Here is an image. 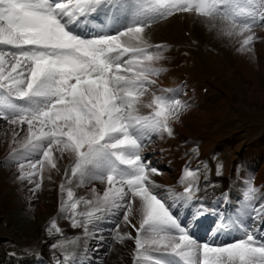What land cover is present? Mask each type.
<instances>
[{
    "label": "snow or ice",
    "instance_id": "obj_1",
    "mask_svg": "<svg viewBox=\"0 0 264 264\" xmlns=\"http://www.w3.org/2000/svg\"><path fill=\"white\" fill-rule=\"evenodd\" d=\"M128 4L129 0H0V45L8 46L7 51L0 50V119L26 124L24 147L30 152L42 150L48 163L56 145L75 156L73 172L80 170L83 175L89 166L113 165L103 176L93 177L104 180L106 175L110 186L96 210L121 207L119 198L125 201L126 223L131 213L139 212L138 257L151 264H176L169 257H179L183 264H264V203L254 210L252 225H237L240 238L201 243L171 214L177 203L169 204L153 191L150 175L158 169L141 156V142L150 133L173 135L169 121L180 119L185 109L181 100L153 95L146 105L151 113L139 114L141 97L157 85L154 77L161 71L155 66L161 55L144 46L149 24L176 12H195L219 21L222 34L242 36V45H248L254 39L253 27L264 25V0H156L148 9L153 15L142 19V12L131 11L127 23L113 33L76 31L92 14H110ZM113 162L131 169V174L118 171ZM29 163L35 169L41 160ZM185 179L182 207L197 199L195 173L186 171ZM117 183L119 188L111 187ZM255 191L249 187L247 195ZM68 196L72 197L71 191ZM71 207L75 212L76 204ZM190 209H195L194 216L208 211L194 203ZM87 216L86 231L92 213ZM80 226L72 220L73 228ZM230 226L221 223L213 231ZM149 252L160 255H145Z\"/></svg>",
    "mask_w": 264,
    "mask_h": 264
},
{
    "label": "bare ground",
    "instance_id": "obj_2",
    "mask_svg": "<svg viewBox=\"0 0 264 264\" xmlns=\"http://www.w3.org/2000/svg\"><path fill=\"white\" fill-rule=\"evenodd\" d=\"M195 17L197 16L192 15L190 13L174 15L168 20L159 23L160 25L156 24L147 29H144L146 31V32L144 31L145 40L146 42L148 41L151 43L163 41V46L160 47L161 51H158V52L165 53L164 55L172 54L175 52L179 53L180 51H183L184 45H187L189 42L190 44L191 42H195L199 46V48H201V46L198 43L200 35L196 34L197 32L193 30L194 27L198 28V24H199L198 22L201 19H198V18L195 19ZM203 19L210 20V18H203ZM193 25L194 27H192ZM205 26H206L205 23H201L199 26L200 30L204 31ZM187 27L189 29L188 30L189 36L185 35L186 30L184 29H187ZM191 29L193 30L194 35L190 37ZM164 30L166 34L168 33L169 30L173 32L174 33L173 39L171 38V32L165 35ZM182 33L184 34V36ZM258 35L264 36L263 32L259 33ZM186 37H188L189 39H187ZM202 40L204 39L202 38ZM232 44L234 45L236 43L232 42ZM245 52H246V49L243 48L239 53L243 55H247ZM239 53H237L239 55L237 59L241 57ZM167 60L168 58L166 56V57H162L159 61H156L157 64L163 63L165 65V70L159 76V79H158L160 83L165 84V85L166 84L169 85L170 83H172L171 82V80L173 79L172 77L176 76V74L180 70L179 64H178L179 61L177 62L176 60H172L171 58L170 60L172 61H167ZM252 60L253 59L245 58L243 62L239 61V65L242 68V71L244 73V75L243 74L242 75L243 76L247 75L251 79L252 83L258 86L259 88L258 93L261 97H263L264 96V93H263L264 77L261 76V74H264V71H261V69L256 70L255 67L253 66ZM227 72H229L228 73V76H229L232 71H227ZM189 83L190 82L188 81V84ZM200 100H203V96L200 93V91L199 92L196 91L195 97L193 98L192 103L196 102L198 106L197 107L192 106V108H194V111L190 112V114L192 113L195 114L197 111H199V109L201 111L202 108L200 107H202L203 105L202 106L200 105L199 103ZM141 101L142 103L140 105V109H142L143 112L151 111V109L146 107V105L150 103V100H148L146 97H141ZM202 102L204 106L210 105L209 102H205V101H202ZM204 111H202V115L205 117L207 113H205ZM194 114L192 115L194 116ZM183 115L184 113L181 115V117ZM172 121L173 120H170V122ZM209 124H210L209 127L206 126V128L202 129L200 133H197L199 136L191 135L187 133V134H184L183 136H178L177 138L178 140L181 141V140H186L189 135L194 136V139L196 138V140H198V143H199V147H198L199 153L201 157H204L210 152V150L213 148L216 141L220 139L219 134L215 132L214 130L215 128H217L216 126H214V121L210 119ZM176 125L177 124H175V126ZM24 126L25 127L22 129V131H25L24 133H21V131H18V129L23 127L19 124H17V127L9 123L5 126H2V125L0 126V157L4 158L3 168H2V165H0V202L7 203L8 208L14 211L10 219H11V224L15 222L17 227H19V230L17 231L18 232L19 231L20 232L29 231L32 234L33 239H31L29 243H25V240H28L26 239L27 237L25 235L26 233L24 234L22 232L21 236L17 235V237H14L12 235L13 230H11V235H10V230L8 229L9 225L7 226L6 230L3 232L2 235L6 239H11L15 243V245H19L20 247H23V246L26 247V246L32 245V241H33L35 242V246L40 247L44 254H49L48 248H49V245L53 241V237H54L53 234L56 233L55 231L59 227L61 231L65 232L64 233L65 235H69V236L67 240L65 239L58 240L57 245L53 247L58 252L62 248L69 251L70 244L68 242L72 243L71 238L73 237L74 243H75L73 244V247H74L73 249L77 251H84L87 254V257L89 258V260L93 262H97V264H131V255L134 249L133 242L137 235L135 234L136 232L135 230L133 231V230L127 229L126 227H120V226L117 227V225L120 222H118L115 228H113L112 231L109 233H100L96 229H93L92 224L90 223L87 224V231H86L84 227L85 222L83 221H79L81 225L80 227H76V228L72 227V220L77 217V214L73 216V214L76 212L74 213L72 212L73 209L71 210L72 208L71 205L75 203L76 206H82L83 199L85 198H91L92 201L94 202H98L102 200L104 192L110 187L107 183V179L101 183L90 181L89 180L90 178L88 177L89 176L88 172H85L83 176H79V177L76 175L71 176L72 170H70L71 168L68 167L67 163H70L73 160L74 155H69V153L67 152L68 157H66V155H64L60 150L55 149V148L50 150L52 153L51 155L52 163H48V159L44 158L43 156L41 159V167L40 165H37L36 168L34 169L32 168L29 162L28 163L25 162L23 163V166H24L23 173L21 172L19 173V175H17V177H15L16 174H18L19 172L18 169H21L20 164H16L14 166L15 161H24L25 158L27 157V155L21 152L26 149L24 147V144L26 143V139L28 136V132H27L28 126L26 124ZM174 138L175 136L172 135V138L158 141L156 147L159 151L158 156L165 158L169 166H173L179 170L180 165L184 162V160L182 162L176 161L175 158L177 157V155H183L186 152V149L185 147H182L179 145L178 146L181 148L177 147V149H175L176 146L175 148L174 147L172 148V145H174L173 143L175 142ZM205 140L209 141L210 144L208 145V142ZM56 156H58L59 159H57ZM257 156L258 154H256V157ZM263 163H264V159H263ZM11 165L14 166L16 170L13 174H10V171H8ZM263 168L264 166L260 168V171ZM36 172L40 173V179H37V181L32 182L30 184H27V188H32V190L34 191V195H36L35 193H37L38 190L42 192L46 188H49V191H46L47 193L50 194L51 191H53V193L54 192L56 193V197L52 200L54 202L53 205H51L49 201L42 203L43 212L45 213L42 216V219H39L37 216L35 217V219L33 218L31 214V207H30V205L32 204H29L27 200H24V199H28V197L31 196V194L28 195L29 190L23 187V184L25 183L24 179L31 177L32 174ZM42 178L46 180H50V184L46 182L45 180H42ZM40 180L42 181L40 182ZM150 180L157 187L166 186L168 189H176L182 186L181 183H177L176 181L171 180L166 172H162L160 176L151 174ZM262 180H263V177H261V179L258 180V183H261ZM52 182H54V184H51ZM60 182H64L65 184V188L63 190H60L58 188ZM221 182L222 183L220 185L222 187H225L229 181L226 178H223ZM37 185H39V187H37ZM111 187L115 189V188H119L120 185L119 183H117V184L112 185ZM67 188L68 190L72 189L71 191L72 201L71 202L66 201L69 198L65 199L66 194H67L66 193ZM59 192H60V195L58 194ZM49 194L48 195L46 194L47 197L49 198L53 197V196L50 197ZM59 196H60V199H59ZM58 199L62 201H59ZM137 201H138V198H136V200H133L134 207ZM124 203L125 201L122 200L121 202H119V205L123 206ZM0 210H1V207H0ZM48 214L50 215V217H47ZM130 217L133 218L134 221L136 220L138 224H139V221L141 222V219H142L138 211L131 213ZM3 219L5 221V219L7 218H3ZM77 220H79L78 217H77ZM53 225H55V227H53ZM11 229H13V227ZM16 232L15 234H17ZM117 233L124 234L132 238H128L126 242L118 243L114 240L116 239V237L113 238V235ZM101 249H104V252H101ZM56 254L57 256L59 255L58 253ZM56 254L54 253V255ZM0 255H2L1 252H0ZM4 258L5 257L3 256V259ZM55 258L60 259L61 257L55 256ZM47 262H50V261H47ZM82 264H85V262H82Z\"/></svg>",
    "mask_w": 264,
    "mask_h": 264
},
{
    "label": "rangeland",
    "instance_id": "obj_3",
    "mask_svg": "<svg viewBox=\"0 0 264 264\" xmlns=\"http://www.w3.org/2000/svg\"><path fill=\"white\" fill-rule=\"evenodd\" d=\"M197 18L201 19L198 22L199 23L198 28H195L194 25L192 27H194L193 30L195 32H197L196 34L200 35V37H199L200 41L198 40V43L201 46V50H202L201 55L204 58V61H202V65H204L209 70L217 72L218 76L217 75L215 76V74H213V75H210L208 77H204L202 75H199L198 77H196V76L194 77V79L200 80V82L196 81V82H194V84L197 86L199 85V88H201L203 95L206 97V101H210L211 109L209 110L207 106H204L202 100H200L199 101L200 105L201 106L203 105L200 108H202L203 110L201 109V111H200V109H199V111H197L198 113L197 112L195 114L192 113V114H194V116L192 115V117L189 118L188 116L190 115V112L194 111V108H192V106H194V107L198 106L196 104V102H193L188 110H185L184 112H182L180 114V117H181V115L184 113V115L179 120H173L172 122H170L172 129L174 128L173 129V131H174L173 135L175 136V138H174L175 142L173 143L174 145H172V148L173 147L175 148V146H176L175 149H177V147H179L178 143L180 142V140H178V138H177L178 136H183L184 134H187V133H189L191 135L199 136L197 133H200L202 131V129L206 128V126L209 127V125H210L209 123H210V119H211L212 121H214V126L215 125L217 126V128L214 129L215 132L218 131V133L220 135H222L221 137H228V138L231 137L233 139L232 141H230L231 144L224 147L222 149V151L216 150L217 154H218L217 156H216V153H213L211 155L214 157V160H217V165L215 167L219 168L220 166H223L224 164H226L227 161L235 155L234 154L235 153L234 148L236 146H238V145L239 146L249 145L252 143V138L249 136L250 130L253 128V125H252L253 121L252 120H254L256 123H260L264 127V96L261 97L259 95L258 86L254 85L252 83L251 79L247 75H245V77L242 76V74L244 75V73L242 71V68L239 65V61L243 62L246 58L245 56H247V58L253 59L252 63H253V66L255 67L256 70L261 69V71H264V63H263L264 62V41H263V45H262L263 47L260 49L259 53L255 57L253 50L251 49L249 44L243 45V46H242V44L240 45V43H242V39H243L242 36H231V37H229V36L224 35L220 32L219 21H216L214 23L213 21H210L211 19L205 20V19L200 18L198 16L195 17V19H197ZM201 23L206 24L204 31L200 30L199 26ZM158 25H160V24H158ZM184 30H189V29L187 27V29H184ZM193 30L192 29L190 30V37L194 35ZM164 32H165V30H164ZM170 32L171 31L169 30L167 34H169ZM260 33H262V32H260ZM167 34L165 32V35H167ZM173 34L174 33L171 32V38L172 39H173ZM263 35H264V32H263ZM183 36H184V34H183ZM186 38L189 39L188 37H186ZM202 38L204 40H202ZM232 42L233 43L235 42L236 44L233 45ZM256 42L257 41L253 42L254 43L253 46L256 44ZM243 48L246 49L245 53L247 55H243V54L239 53ZM229 49H231V50H229ZM253 49H254V51H258V50H256V47H254ZM191 53L193 54V49L191 47H189L188 48V54H185L184 58H185V60L188 61V63L191 64L192 69H193V71H192L193 74H200L198 72V70L195 68V66H196V64H198L200 62L201 58L197 59L195 57V55H192ZM237 53H239L241 56L238 59H237V57L239 55ZM257 67H258V69H257ZM231 70L233 73H231L228 76L229 72H227V71H231ZM207 74H209V72ZM261 76L264 77V74H261ZM245 78L250 82V86L247 83V80ZM203 89H206V90L203 91ZM263 93H264V88H263ZM225 94L228 96L226 97ZM223 97H225V98L222 101ZM202 111L207 113V115L205 117L202 115ZM185 113H186V115H185ZM186 121H190V122L186 123V127L183 128L182 125ZM175 124H177V125L175 126ZM15 126L17 127V125H15ZM21 126H23V127L18 129V131H21V133H24L25 131H22V129L24 128V125H21ZM260 127H261L260 125H257L258 129ZM205 141H207V140H205ZM207 142L209 145L210 142L209 141H207ZM180 145L188 146V145H185L183 141H181ZM179 148H181V147H179ZM56 158L59 159L58 156H56ZM211 163L213 164V162H211ZM263 164H262V167L264 166ZM67 165H68V163H67ZM18 175H19V172H18ZM28 179L31 180V178H28ZM42 180H45L46 182H48L50 184V180H46L43 178H42ZM42 180H40V182ZM51 184H54V182H52ZM62 185H60V186H62ZM31 190L32 189L29 188V192H28V195L31 194V196L28 197V202L30 201L29 204L33 205V206L30 205L31 214H32L34 219L36 216L39 219H42V216L45 214L43 212L42 203L49 201L50 204L53 205L54 202L52 200L56 197V193L55 192L53 193V191H51L49 194L46 192V191H49V188H46L42 192L40 190H38V192L35 193L36 195H34V191L33 190L31 191ZM69 191H72V189L68 190V188H67V192H66L67 194L65 197V199L69 198L68 200H66L67 202L72 201L71 198L68 196ZM46 194L47 195L49 194L50 197L51 196H53V197L49 198V197H47ZM58 194L60 195V192ZM58 194H57V196H58ZM42 196H44V197H42ZM44 198H46V199H44ZM59 199H60V196H59ZM86 202H87V199H86ZM1 204H2V206H1ZM7 205H8L7 203H4V202L1 203L0 202V207H1L0 225L2 227V228H0V231L4 232L7 228V226L11 225L10 227L11 228L13 227V229H11L8 226V229L10 230V235H11V230H13L12 235L14 237H17V235L21 236L22 232L24 234L26 233L25 235L27 237L25 235L24 236L28 240H25V243H29V241H31V239H33L32 234L29 231H25V232L24 231H22V232L17 231V230H19V227H17L15 222L11 224V219H10L12 214L14 213V211L9 209ZM71 210H72V208H71ZM52 211H51V213H52ZM76 214H77V212L74 213L73 216H75ZM47 217H50V215L48 214ZM3 218H7V219H5V221H4ZM43 225H44V223H43ZM15 232L17 234H15ZM55 232L57 233V234L56 233L53 234V236L55 234L57 235L56 237H54L55 240H58L59 238L62 239L65 237V236L62 237V234H63L62 231H57V229H56ZM1 235L2 234H0V249L3 248V246L4 247L9 246V244L14 243L10 240L4 239V237H2ZM34 240H36V239H34ZM9 242H11V243H9ZM52 244L56 246L55 242H53L50 244V247ZM34 245H35V242L32 241V245H30V249H29L32 252L34 249V247H33ZM15 249L18 252H20V250H21L19 247H16V246H15ZM28 252L29 251H24V253H28ZM32 252H30V253H32ZM101 252H104V249H101ZM56 257H61V256H59V255L57 256V254H56Z\"/></svg>",
    "mask_w": 264,
    "mask_h": 264
}]
</instances>
